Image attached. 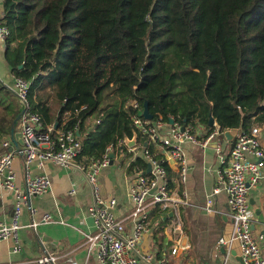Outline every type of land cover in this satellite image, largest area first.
I'll use <instances>...</instances> for the list:
<instances>
[{"label": "trees", "instance_id": "trees-1", "mask_svg": "<svg viewBox=\"0 0 264 264\" xmlns=\"http://www.w3.org/2000/svg\"><path fill=\"white\" fill-rule=\"evenodd\" d=\"M3 5L0 19L10 29L6 60L15 77L33 81L29 101L44 125L55 115L49 104L34 101L36 88L53 91L60 101L58 128L68 119L63 128L79 122L81 133L89 118L103 113L97 128L86 130L85 156L103 157L110 145L134 136L131 100L147 101L153 119L207 127L213 117L224 130L264 128V0ZM18 112L15 96L0 81V133L10 132ZM148 166L138 156L130 170Z\"/></svg>", "mask_w": 264, "mask_h": 264}, {"label": "crops", "instance_id": "crops-1", "mask_svg": "<svg viewBox=\"0 0 264 264\" xmlns=\"http://www.w3.org/2000/svg\"><path fill=\"white\" fill-rule=\"evenodd\" d=\"M3 1L0 0V17L3 16L4 11ZM5 56L6 44L0 39V81L12 91L20 108V100L15 88L16 77L11 73ZM33 99L37 104L50 105L55 115L53 125L58 128L56 116L61 103L53 91L45 87L36 88ZM133 101L129 102L130 106ZM141 107L144 112V105ZM102 115L101 112L98 116L89 118L87 129L95 130L98 126L96 119H101ZM64 124L65 120L63 126ZM200 126L205 130L211 127L203 124ZM87 129L81 133L78 131L83 142ZM135 135L139 138L133 148L127 146L125 139L119 140L117 145L109 146L108 153L113 151L114 156L110 157V163L102 168L99 176L102 197L117 199L115 212L119 218L125 219L128 233L134 230V220L129 217L133 208L130 187L137 172L134 169L130 170V164L138 156L147 161L145 149H149V146L154 150L155 155L164 158L160 147L148 141L147 136H142L134 127ZM142 137L146 138L145 142H141ZM8 138H11L16 148L11 130L8 134L0 133V140ZM261 138L264 146V129ZM120 142L126 146V150H123V145H119ZM232 143L233 141L227 142V150ZM185 147L190 164L187 183L181 182L179 169L173 161L166 163H169V184L174 196L181 201L187 200L188 203H180L174 211V216L167 218L163 212L169 213L174 209L164 210L161 206L151 205L150 226L138 242V246L144 254L153 255V264H220L226 255L229 264H243L237 242L221 247L216 245L220 237H228L233 229L226 193L223 191L216 196L215 207L218 213L210 214L203 210L207 195L217 185V170L221 165L214 144L205 148L189 144ZM16 150L18 153L12 166L15 172V184L22 192H26L27 168L23 153L20 149L16 148ZM30 171L33 175L47 174L51 186L46 193L33 195L30 203L23 205L20 217L23 227L19 230L18 243L12 237L0 238V264H38V259L47 253L60 255V259L55 264H69L71 261L76 264H102L96 248H90L86 240V233L95 232L96 226L89 213L93 199L92 190L83 173L75 167H65L54 161H47L41 167L37 161H34L30 165ZM16 199L15 192L7 189L0 182V219L8 224L12 222L14 216ZM249 203L253 210L254 234L264 245V179L250 189ZM31 205L37 209L36 213L31 211ZM44 213H50L54 220L33 226L32 222L40 221ZM160 216H163V220ZM15 245H18V250L14 249ZM174 247L178 248L176 253L172 252Z\"/></svg>", "mask_w": 264, "mask_h": 264}, {"label": "built area", "instance_id": "built-area-1", "mask_svg": "<svg viewBox=\"0 0 264 264\" xmlns=\"http://www.w3.org/2000/svg\"><path fill=\"white\" fill-rule=\"evenodd\" d=\"M10 35L9 27L0 19V39L6 42ZM32 80L22 77L15 78V88L18 95L25 101L26 108L19 119L17 129L21 132V140L26 171V192H22L15 184V172L12 169L13 160L18 153L11 138L0 140V182L16 194V205L11 223L0 219V238L12 237L16 243L19 240V230L24 204L30 203L33 195H42L51 186L47 174L33 175L30 165L37 161L43 166L47 161L57 162L65 167H75L85 176L92 190V203L89 213L96 226V231L86 233L87 244L96 248L97 256L102 264H153L151 253H143L138 242L150 226L151 205L161 206L164 210L177 209L181 201L174 196L169 184L166 161H173L180 172L182 183H187L190 164L188 162L186 144L208 147L214 144V149L220 162L217 170V185L207 195L203 210L210 214L218 213L215 207L216 196L225 192L228 209L232 218L233 229L228 237L222 236L217 241V247L237 242L243 264H264V245L253 231V210L249 203L250 189L256 187L264 179V146L260 125L250 129L238 128V133L229 150L226 148L225 131L215 121L210 129H203L199 123H182L174 120L171 123L162 118L149 119L144 116L143 108L138 101H133L130 112L135 129L148 141L160 147L164 158H156L148 149L145 157L152 166L150 171H137L130 187L133 208L129 217L134 220V230L127 232L124 218L116 215L115 197L103 198L101 195L100 172L107 166L111 158L108 152L103 157L85 156L81 134H77L78 125L74 129L56 128L53 124L44 125L40 112L34 110L29 101ZM68 117V113H66ZM68 119H65V123ZM101 119H96L99 124ZM119 145H123L122 142ZM109 149V147H108ZM80 158V159H79ZM79 159V161H78ZM169 164V163H168ZM74 192V189L72 190ZM31 211L37 209L31 205ZM53 219L50 213H44L40 221L50 223ZM179 228V227H177ZM264 239V236H263ZM18 250V245L14 246ZM177 247L172 252L176 253ZM60 259L59 254L47 253L38 259V264H55ZM69 264H76L70 262ZM220 264H229L228 256H224Z\"/></svg>", "mask_w": 264, "mask_h": 264}, {"label": "water", "instance_id": "water-1", "mask_svg": "<svg viewBox=\"0 0 264 264\" xmlns=\"http://www.w3.org/2000/svg\"><path fill=\"white\" fill-rule=\"evenodd\" d=\"M17 96L19 97V100H20V108H19V112L18 114L15 116L13 122H12V125H11V136H12V139H13V142L15 143V146L17 149H20L21 151L23 150V145H22V140H21V132L18 131L17 129V126H18V122H19V119L20 117L22 116L25 108H26V103L25 101L18 95L17 93ZM144 116L149 118V119H152L153 118V115L150 113L149 111V108H148V103L147 101H145L144 103ZM170 122L172 123L173 122V119L171 118L170 119ZM215 122V119L213 117L210 118V125H213V123ZM238 133V130L237 129H227L225 131V137L227 138L228 141H233L236 137ZM79 134V132H78ZM125 143L127 144L128 147H134L137 143V136L135 135L133 138H129V137H126L125 138ZM109 157L111 156H114V153L113 151H109L108 153ZM152 168V166L149 164L148 166V171H150ZM175 214L174 210H171L167 216V217H173Z\"/></svg>", "mask_w": 264, "mask_h": 264}, {"label": "rangeland", "instance_id": "rangeland-1", "mask_svg": "<svg viewBox=\"0 0 264 264\" xmlns=\"http://www.w3.org/2000/svg\"><path fill=\"white\" fill-rule=\"evenodd\" d=\"M18 129H20V126H18Z\"/></svg>", "mask_w": 264, "mask_h": 264}]
</instances>
